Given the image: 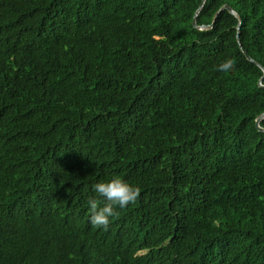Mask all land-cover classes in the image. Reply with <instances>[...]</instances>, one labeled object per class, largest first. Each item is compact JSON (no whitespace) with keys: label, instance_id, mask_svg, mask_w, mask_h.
<instances>
[{"label":"trees","instance_id":"obj_1","mask_svg":"<svg viewBox=\"0 0 264 264\" xmlns=\"http://www.w3.org/2000/svg\"><path fill=\"white\" fill-rule=\"evenodd\" d=\"M201 1L0 0V264H264V0Z\"/></svg>","mask_w":264,"mask_h":264},{"label":"clouds","instance_id":"obj_2","mask_svg":"<svg viewBox=\"0 0 264 264\" xmlns=\"http://www.w3.org/2000/svg\"><path fill=\"white\" fill-rule=\"evenodd\" d=\"M235 65V61L228 59L218 65V70L230 72ZM96 197L87 201L90 213V223L96 228L107 230L110 217L118 215L117 206L124 208L130 203H134L139 195L140 188L129 184L120 177H113L106 182H98L94 185Z\"/></svg>","mask_w":264,"mask_h":264},{"label":"water","instance_id":"obj_3","mask_svg":"<svg viewBox=\"0 0 264 264\" xmlns=\"http://www.w3.org/2000/svg\"><path fill=\"white\" fill-rule=\"evenodd\" d=\"M203 1H204V0L201 1V4H202ZM201 4H200V6H201ZM200 6H199V7H200ZM222 8H225V9L228 10L230 13H233V11H232L229 7H227L226 5H223L222 7H220V9H222ZM220 9H219V10H220ZM191 23H192V25H194V18L192 19ZM239 47H240V46H239ZM241 51H242L243 54L245 55L246 59H248V60L251 61V59L249 58V56H248L243 50H241ZM262 72H263V75H264V69H263V68H262ZM263 116H264V113L260 114V115L255 119V121H254V124H255L256 128H257L259 131H262V132H264V129L258 126V122H259V120H260Z\"/></svg>","mask_w":264,"mask_h":264}]
</instances>
